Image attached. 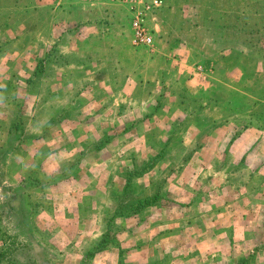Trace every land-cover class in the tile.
<instances>
[{"label":"rangeland","instance_id":"374dc122","mask_svg":"<svg viewBox=\"0 0 264 264\" xmlns=\"http://www.w3.org/2000/svg\"><path fill=\"white\" fill-rule=\"evenodd\" d=\"M163 1L172 8H182L186 2L198 4L199 28H208L201 37L207 49L213 48L216 53L228 40L236 45L253 37L255 43H264V0ZM46 11L39 16L46 20L48 31L42 41L33 39L36 47L51 41L48 21L52 15ZM177 15L170 11L164 17L176 27ZM238 16L246 26L238 22ZM0 18L4 21L6 15ZM35 20L31 23L34 32ZM159 21H163L162 14ZM196 30L189 29L195 39ZM52 56L50 52L47 57ZM147 57L142 51L143 63ZM37 62L35 56L30 60L31 66ZM6 65L0 62V264H170L154 258L156 254L178 255L183 251L182 245H172L178 236L182 238L180 227L184 222L188 223L189 234L197 236L195 231L199 230V237L210 244L204 248L202 264H216V246L209 242L216 231L209 230L206 223L210 219L216 222V206H223L216 196L223 190L232 192V205L238 209L251 193L264 192L263 151L253 161H246L229 147L217 150L222 139L216 137L215 126L207 127L204 122L205 127L200 123L186 127L197 115L200 97H185L186 115L182 118L169 108L164 115L157 111L153 120L149 115L145 119L130 116L123 129L120 120L118 126L109 120L108 134L93 135L73 152L77 162L44 171L42 162H34L36 159L28 155L39 147L26 132L38 110L50 111L37 101V82L44 65H39L40 72L36 69L32 76L27 74L30 77L19 70L6 72ZM221 93L226 96L228 89ZM157 105L162 109L165 104ZM257 105L241 93L232 112L245 114L257 110ZM76 122L87 124L90 120ZM200 130L204 131L200 134ZM87 137L76 135L81 141ZM64 179L68 181L59 184ZM253 205L261 206L263 212L258 218L264 224L263 196L256 195ZM256 256L258 252L250 253L234 264H256Z\"/></svg>","mask_w":264,"mask_h":264},{"label":"crops","instance_id":"0c3cea01","mask_svg":"<svg viewBox=\"0 0 264 264\" xmlns=\"http://www.w3.org/2000/svg\"><path fill=\"white\" fill-rule=\"evenodd\" d=\"M132 1L15 0L10 3V0H0V17L6 15L4 21L0 18L3 44L0 62L7 63L6 72L19 70L30 77L39 65H44L37 82L40 88L37 101L50 111L38 110L26 130L39 147L33 150L35 153H28L36 159L34 162H42L44 171L77 162L73 152L85 145L87 139L91 141L93 135L108 134L109 120H114L112 123L116 125L120 120L123 129L128 117L145 119L149 115L153 120L157 111L164 115L169 108L177 118H182L186 115L185 97H200L197 115L186 127L193 123L215 126L216 137L228 140V143L219 141L221 146L217 150L229 147L235 156L246 161L264 152V43L256 41L250 47L229 45L217 53L213 48L207 49L201 34L207 33L208 28H199L201 8L185 1L182 8L170 9L180 17L176 27L164 18L159 21L155 52L137 49L128 27ZM44 11L52 15L48 21L51 41L36 47L33 39L42 41L48 31L46 20L39 16ZM34 18L36 32L31 26ZM191 28L197 29L196 39L189 32ZM142 51L148 54L151 65L142 62ZM50 52L51 59L47 57ZM34 56L38 62L31 66ZM155 88L162 90L156 92ZM141 89L148 92L142 93ZM223 89H228L226 96L221 93ZM241 93L257 103L258 109L245 114L232 112ZM158 103L165 105L157 109ZM42 119L47 120L42 123ZM77 119L90 122L78 124ZM78 134L88 137L83 142L76 138ZM67 181L59 180V184ZM261 191L251 193L238 209L232 205V192L223 190L216 196L223 206H216V222L206 221L208 229L216 231V237L209 241L216 246V264H234L241 257L257 252L256 264H264V224L258 218L263 210L253 205L256 195L264 199ZM181 227L182 238L174 239L172 247L180 244L183 251L178 255L156 254L155 261L202 264L204 248L210 244L199 237V230L195 231L197 236L189 234L187 222Z\"/></svg>","mask_w":264,"mask_h":264},{"label":"built area","instance_id":"2783aa9c","mask_svg":"<svg viewBox=\"0 0 264 264\" xmlns=\"http://www.w3.org/2000/svg\"><path fill=\"white\" fill-rule=\"evenodd\" d=\"M163 0H133L129 13L132 44L135 48L155 52V40L159 31V13Z\"/></svg>","mask_w":264,"mask_h":264},{"label":"trees","instance_id":"16d2710c","mask_svg":"<svg viewBox=\"0 0 264 264\" xmlns=\"http://www.w3.org/2000/svg\"><path fill=\"white\" fill-rule=\"evenodd\" d=\"M172 8V6L170 5V4H167V3H165L164 4V7L162 8V10L160 11V13H159V17H160V14H162L163 15V18L165 19V17H164V15L165 14H167L168 12H170V9ZM177 18H178V21H179V16L177 15ZM238 18V22L239 21H243V23H244V25L246 26V24H247V22L245 21V20H240L241 18H240V16H238L237 17ZM166 20V19H165ZM240 24H242V22L241 23H238L237 25H240ZM237 25H235L236 27H237ZM224 27H231V28H233L231 25H229V26H224L223 25V28ZM229 29V28H228ZM254 32V31H253ZM258 36V35H257ZM256 36V37H257ZM217 42L219 43V41L217 40ZM216 42V43H217ZM254 43H255V38H247V39H245L244 41L242 40V42H239V43H237V44H239V45H243V46H247V47H250V46H252V45H254ZM220 44V43H219ZM230 45V42H229V40L228 41H226V42H224V44L222 45L221 44V46H222V48H226V47H228ZM39 67V66H38ZM39 70H41V67L40 68H38V72H40ZM142 205H144V204H142Z\"/></svg>","mask_w":264,"mask_h":264},{"label":"flooded vegetation","instance_id":"af4514ba","mask_svg":"<svg viewBox=\"0 0 264 264\" xmlns=\"http://www.w3.org/2000/svg\"><path fill=\"white\" fill-rule=\"evenodd\" d=\"M0 184H1V183H0ZM0 187H1V185H0ZM9 204H10V206H13L12 202H10Z\"/></svg>","mask_w":264,"mask_h":264}]
</instances>
